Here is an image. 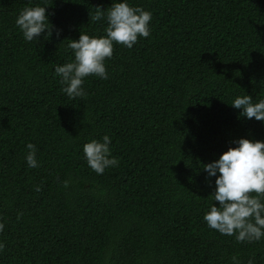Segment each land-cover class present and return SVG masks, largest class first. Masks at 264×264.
Returning a JSON list of instances; mask_svg holds the SVG:
<instances>
[{
	"label": "trees",
	"instance_id": "16d2710c",
	"mask_svg": "<svg viewBox=\"0 0 264 264\" xmlns=\"http://www.w3.org/2000/svg\"><path fill=\"white\" fill-rule=\"evenodd\" d=\"M129 2L151 11L150 36L114 43L108 78L69 98L54 68L73 58L67 39L105 34L91 17L112 0H0V264H264V237L204 221L218 202L202 168L238 138L264 140L230 105L264 98V0ZM35 5L51 35L29 42L15 19ZM105 134L118 165L97 174L82 147Z\"/></svg>",
	"mask_w": 264,
	"mask_h": 264
},
{
	"label": "clouds",
	"instance_id": "9594fccd",
	"mask_svg": "<svg viewBox=\"0 0 264 264\" xmlns=\"http://www.w3.org/2000/svg\"><path fill=\"white\" fill-rule=\"evenodd\" d=\"M48 17L46 6H26L20 10L15 24L25 41H37L42 32L47 38L51 35ZM91 19L106 20L105 34L90 36L80 32L78 39H67V48L71 49L73 58L54 68L63 85L61 90L69 98L86 94L82 87L86 76L108 78L104 62L112 57L114 43L131 48L138 37L150 36L151 11L132 5L129 0H112L111 6L104 10L97 6ZM230 105L240 110V116L254 118L264 125V98L253 102L249 95H237ZM110 143V136L105 134L100 140L92 139L83 144L86 163L97 174L118 165V159L111 156ZM233 143L235 146L222 152L217 159L203 164L207 177H215V188L210 195L213 201L218 202V206L212 203L203 219L210 228L221 234H235L238 241H259L264 237V140L241 137ZM26 148L28 167H37L36 146L29 142ZM36 190L39 191V186ZM3 227V223H0V231ZM3 248L0 242V250ZM232 260L234 264H239L235 256ZM248 264H252V261Z\"/></svg>",
	"mask_w": 264,
	"mask_h": 264
}]
</instances>
